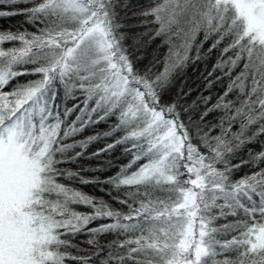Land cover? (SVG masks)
<instances>
[{
	"label": "snow or ice",
	"instance_id": "6c2138e0",
	"mask_svg": "<svg viewBox=\"0 0 264 264\" xmlns=\"http://www.w3.org/2000/svg\"><path fill=\"white\" fill-rule=\"evenodd\" d=\"M131 10L0 0L31 27L0 30V264H264V0H148L133 14L167 51L143 69L124 46ZM214 53L215 102L173 99ZM118 148L127 163L104 178L67 166Z\"/></svg>",
	"mask_w": 264,
	"mask_h": 264
},
{
	"label": "trees",
	"instance_id": "16d2710c",
	"mask_svg": "<svg viewBox=\"0 0 264 264\" xmlns=\"http://www.w3.org/2000/svg\"><path fill=\"white\" fill-rule=\"evenodd\" d=\"M132 10L127 13V16L121 21L123 27L121 31L125 34L124 46L133 53L136 59L137 66L143 69L145 66H150L155 60L163 58L164 53L167 51L166 46H163L160 38L151 39L152 26L142 23L138 14L134 15V12H138L139 7L147 6L148 0H129ZM24 7V5H20ZM124 16L123 13H121ZM12 28L13 30L17 28H28L31 30L30 25L25 23L24 16H14L10 18H0V30ZM209 45H205V50ZM217 54L214 53L212 56L208 57L206 60L197 61L194 64H189L187 68L184 69L181 76L176 80L174 88L170 93V96L175 99L177 96H182L183 93H189L188 96L184 97L181 102L184 104H192L194 101L200 103L201 96H211V103L215 102L216 97L223 91L227 84V80L216 81L213 83L212 87H207L209 79L214 80L215 76L220 75L219 72L213 73L212 77H208V73L212 72L213 65L216 62ZM160 67V65H157ZM207 77V79H206ZM24 78H21L23 80ZM71 101H69V106H71ZM203 108V104L200 105ZM74 118V117H73ZM211 119V117H210ZM113 123L112 120L107 122H101L98 125L90 127L82 133L78 139H83L88 135H94L97 132H103L108 130L109 126ZM111 142V138L101 139L91 145L87 150L88 155L96 151L98 148L103 147L105 143ZM243 155V154H242ZM108 161L114 163L113 168H106L105 164ZM127 163V158L122 156V149H116L111 153L101 154L99 157H93L91 159H81L79 164L67 165L73 169L77 168L79 165H83L85 168L95 169V171H88L84 173L86 177H100L104 178L108 175L114 174L115 171L120 167L121 164ZM248 167H243L238 175H243L248 172ZM82 190L88 194L95 196H102L104 199H110L106 195L102 188H107L105 185L87 184L79 185ZM81 210H84L83 208ZM80 240H85L86 237H80ZM111 239V237H108ZM84 245L82 244L81 247Z\"/></svg>",
	"mask_w": 264,
	"mask_h": 264
}]
</instances>
